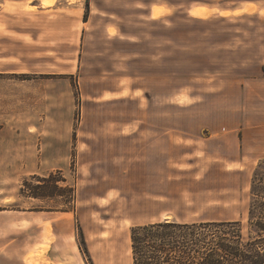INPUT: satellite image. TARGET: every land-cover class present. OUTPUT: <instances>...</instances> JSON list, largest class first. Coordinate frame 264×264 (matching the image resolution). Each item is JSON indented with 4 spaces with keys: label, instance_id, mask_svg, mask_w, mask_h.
Segmentation results:
<instances>
[{
    "label": "rangeland",
    "instance_id": "1",
    "mask_svg": "<svg viewBox=\"0 0 264 264\" xmlns=\"http://www.w3.org/2000/svg\"><path fill=\"white\" fill-rule=\"evenodd\" d=\"M137 6L0 0V264H133L131 230L165 217L247 234L264 0ZM50 175L56 197L22 194Z\"/></svg>",
    "mask_w": 264,
    "mask_h": 264
},
{
    "label": "trees",
    "instance_id": "2",
    "mask_svg": "<svg viewBox=\"0 0 264 264\" xmlns=\"http://www.w3.org/2000/svg\"><path fill=\"white\" fill-rule=\"evenodd\" d=\"M26 181L22 194L54 198L63 188L54 175ZM52 184L53 186L49 185ZM66 190V189H65ZM248 232L241 221L164 220L131 230L133 264H264V162L251 182ZM83 244L87 245L82 232Z\"/></svg>",
    "mask_w": 264,
    "mask_h": 264
},
{
    "label": "crops",
    "instance_id": "3",
    "mask_svg": "<svg viewBox=\"0 0 264 264\" xmlns=\"http://www.w3.org/2000/svg\"><path fill=\"white\" fill-rule=\"evenodd\" d=\"M118 1L125 2V0H118ZM128 1H130V0H128ZM134 2L135 3L138 2V6L137 7H138V9L141 10V8H142L141 7V0H134ZM122 7L125 8V6H122ZM155 7H158V8H166L171 13H173V12H175V10H177V7L175 5H173V4H163V3H160V4H156V5H154L152 7V12H151L152 15H153V9ZM243 8H244L243 6L236 7V8H232L230 10V12L233 13V14L239 13V12L241 13L244 10ZM142 9L146 10V8H142ZM97 11H98L97 12L98 14H103L105 16H110V17L115 16V18H117L116 16H120V15L124 14V10H122L120 7L119 8L115 7L113 9H110L109 7H103L102 9L99 8V10H97ZM228 11L229 10H227L226 12H228ZM92 13H93V11L91 9V14ZM82 18L83 17H82V14H81V21H80L81 25L82 24H87L86 23L87 21L84 22ZM122 93H124V89H123L122 92H119V93L118 92H115V93H113L112 94V97H113L112 99H116V98L120 97ZM243 133H244V137H243L244 144H243V146H244L245 149L248 147L251 151H253V149H254V145H253L254 142H259V144L261 146H264V124H262V122L254 123L252 125V128L250 130L244 131ZM39 213H46L47 214V213H52V212H39ZM44 218H49V217L48 216H46V217L44 216ZM160 221H164V220H158V221H155L153 223L160 222ZM214 221H216V220H214ZM184 222H190V221H184ZM53 245H54V243L51 244V249H52V246Z\"/></svg>",
    "mask_w": 264,
    "mask_h": 264
},
{
    "label": "bare ground",
    "instance_id": "4",
    "mask_svg": "<svg viewBox=\"0 0 264 264\" xmlns=\"http://www.w3.org/2000/svg\"><path fill=\"white\" fill-rule=\"evenodd\" d=\"M49 4V3H48ZM47 5V4H46ZM167 218L165 217V219H163V220H166Z\"/></svg>",
    "mask_w": 264,
    "mask_h": 264
}]
</instances>
